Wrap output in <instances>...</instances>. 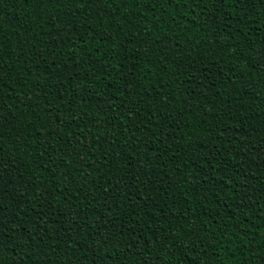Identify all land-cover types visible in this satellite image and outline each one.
<instances>
[{
  "label": "trees",
  "instance_id": "16d2710c",
  "mask_svg": "<svg viewBox=\"0 0 264 264\" xmlns=\"http://www.w3.org/2000/svg\"><path fill=\"white\" fill-rule=\"evenodd\" d=\"M0 264H264V0H0Z\"/></svg>",
  "mask_w": 264,
  "mask_h": 264
}]
</instances>
